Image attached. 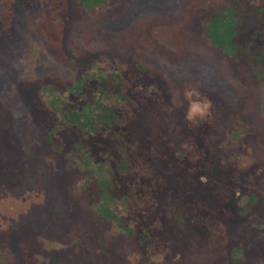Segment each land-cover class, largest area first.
<instances>
[{"label":"rangeland","instance_id":"1","mask_svg":"<svg viewBox=\"0 0 264 264\" xmlns=\"http://www.w3.org/2000/svg\"><path fill=\"white\" fill-rule=\"evenodd\" d=\"M263 97L264 0H0V264H264Z\"/></svg>","mask_w":264,"mask_h":264},{"label":"trees","instance_id":"2","mask_svg":"<svg viewBox=\"0 0 264 264\" xmlns=\"http://www.w3.org/2000/svg\"><path fill=\"white\" fill-rule=\"evenodd\" d=\"M141 65H143L147 70H151V66H149L148 64H146L143 60H139ZM143 67V68H144ZM262 110H263V113H264V97H263V104H262Z\"/></svg>","mask_w":264,"mask_h":264}]
</instances>
